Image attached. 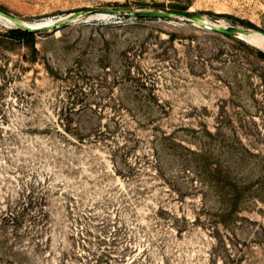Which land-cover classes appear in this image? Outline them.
I'll return each mask as SVG.
<instances>
[{
    "label": "rangeland",
    "instance_id": "1",
    "mask_svg": "<svg viewBox=\"0 0 264 264\" xmlns=\"http://www.w3.org/2000/svg\"><path fill=\"white\" fill-rule=\"evenodd\" d=\"M0 264H264V0H0Z\"/></svg>",
    "mask_w": 264,
    "mask_h": 264
},
{
    "label": "trees",
    "instance_id": "2",
    "mask_svg": "<svg viewBox=\"0 0 264 264\" xmlns=\"http://www.w3.org/2000/svg\"><path fill=\"white\" fill-rule=\"evenodd\" d=\"M11 36L15 39H23L25 41H29L30 39L33 38V32L31 31H28L26 29H13L11 30ZM6 216H3L2 219L3 220H6L7 219V216L9 217V219L13 222H18L19 220V217L18 216H11V215H7L5 214Z\"/></svg>",
    "mask_w": 264,
    "mask_h": 264
},
{
    "label": "water",
    "instance_id": "3",
    "mask_svg": "<svg viewBox=\"0 0 264 264\" xmlns=\"http://www.w3.org/2000/svg\"><path fill=\"white\" fill-rule=\"evenodd\" d=\"M96 12H98V13H100V14H105V13H103V11H96Z\"/></svg>",
    "mask_w": 264,
    "mask_h": 264
}]
</instances>
